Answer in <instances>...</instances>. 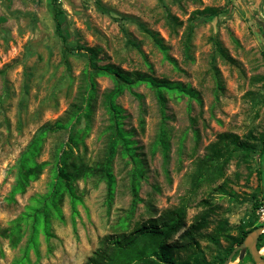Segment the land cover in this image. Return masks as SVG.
<instances>
[{"label": "rangeland", "instance_id": "1", "mask_svg": "<svg viewBox=\"0 0 264 264\" xmlns=\"http://www.w3.org/2000/svg\"><path fill=\"white\" fill-rule=\"evenodd\" d=\"M62 9L65 40L55 32V6L51 0H0V264H83L99 247L103 236L112 232V224L131 195L126 169L116 158L113 172L117 187L111 207L105 203V184L91 179L78 180L80 200L64 195L59 204L61 217L51 211L48 234L41 226L30 241V221L19 219L46 192L52 179L50 164L38 178L29 181L23 192L9 199L17 172L18 159L34 133L44 123H53L67 115L77 95L81 71L87 65L82 50H69L76 44L97 46L99 64L113 63L125 70L152 68L155 76L186 83L198 91L201 102L186 96L169 98L165 112L171 127L167 163L157 149L151 152L160 113L152 92L139 84L134 90L143 95L144 128L137 124L138 100L127 90L116 101L121 106L125 127L135 128L133 138L144 158L131 224L148 215L145 204L153 203L156 215L176 206L181 197L190 195L186 174L193 159L205 152L206 145L222 131L243 135L264 130V0H56ZM204 7L215 8L211 16L200 17ZM176 16L171 31L166 13ZM200 18H196V17ZM192 19L193 28L185 51L183 37ZM149 33L156 34L165 49H159ZM225 53L222 55L216 43ZM165 54L169 55V61ZM217 81L219 85H217ZM112 86L106 75L95 77V97L88 120L81 117L72 132L82 139L71 145V154L88 161L102 152L107 115L101 105L105 90ZM188 103L190 108H188ZM192 127L197 129L195 143ZM69 128L48 133L37 161L51 160L53 148L67 146ZM185 138L180 141L181 135ZM181 144V145H180ZM257 169L261 174L258 178ZM225 181L235 196L215 187ZM206 198L214 206L210 223L195 236L194 246L180 249L181 259L189 264L215 263L227 241L211 238L217 219H225L227 232L235 234L238 225L254 219L264 223V155L254 158L250 168L237 165L231 158L222 174L191 193L185 209L188 226L201 211L198 204ZM255 203H259L253 208ZM19 233L12 232L15 222ZM130 224V225H131ZM181 230L173 238H178ZM13 237H17L13 243ZM264 255V236L260 239ZM238 251L235 252V254ZM234 254V255H235ZM233 255V256H234ZM232 256V257H233ZM230 264H236L237 255ZM238 264H253L248 256Z\"/></svg>", "mask_w": 264, "mask_h": 264}, {"label": "trees", "instance_id": "2", "mask_svg": "<svg viewBox=\"0 0 264 264\" xmlns=\"http://www.w3.org/2000/svg\"><path fill=\"white\" fill-rule=\"evenodd\" d=\"M51 1L55 6V32L62 40H65V35L62 31V9L58 6L56 0ZM198 12L200 17L205 18V16L213 15L216 11L215 8L204 7ZM196 20L198 19L190 21L184 33L182 44L185 51L188 47L189 34ZM166 24L174 32V27L178 24L176 16L167 12ZM149 36L159 49H165L162 40L156 34L149 33ZM215 43L218 51L224 55L225 53L218 42L216 41ZM67 48L69 50H82L87 56V65L81 71L75 101L71 103L65 118L56 119L53 123H44L34 133L31 141L18 159L15 181L8 196L9 199H12L14 193L23 192L29 181L38 178L44 167L50 164L52 179L48 190L34 198L35 203L30 206L29 211L19 218L25 222L30 221V241L35 239L37 229L40 226L48 234L47 228L49 226V218L52 215L51 211L61 217L59 204L64 195L69 196L72 202L80 200L81 191H78V180L91 179L94 183L103 181L105 184V203L110 208L117 187L113 163L116 158H119L124 165L131 164L126 169L128 180L126 186L131 195L130 203L117 214L112 224V232L101 238L99 247L83 264H189L187 259H181L179 250L183 248L189 249L194 246V242L196 243L195 236H200L202 229L209 225L211 221L210 215L214 211L215 206L206 198H201L198 201V204L202 206L201 211L194 215L192 222L188 226H185L184 214L189 204L191 193H194L202 184L212 181L213 176L222 174L224 165L231 158L236 159L237 165L244 164L247 168H250V162L254 158H260L264 155V130L256 134L248 131L243 135H238L232 131L218 133L216 139L206 145L205 152L193 159V166L186 174L190 195L181 197L176 206L165 209L157 215L153 203L148 200L145 204L148 215L131 224V217L137 202L140 200L138 189L145 170L144 158L141 152L137 151L136 140L133 138L135 128L125 127L124 115L121 113L122 108L116 98L124 90H127L138 100L137 124L138 128L143 130L145 123L143 95L135 91L134 87L143 84L152 92L160 113V121L150 149L152 153L158 149L165 164L169 156L171 136V127L166 122L169 116L165 112L168 99L173 97L178 99L186 96L188 99H194L197 103H200L201 98L198 91L186 83L171 80L164 76H155L150 65L144 71L136 69L125 70L113 63L99 64L98 60L100 57L98 56L99 48L97 46L76 44ZM165 57L173 62L169 55L165 54ZM98 75L108 76L112 86L105 90L101 97V105L107 115V123L101 130V134L104 136L102 152L97 159L88 161L79 154L73 156L70 151V144L81 140L88 127L86 124L83 129L77 128L79 134L72 132L81 117H85L86 120L90 117L95 97V77ZM217 85L221 86L218 81ZM188 108H190L189 103ZM67 127L71 131L67 140L68 147H64L61 141L60 144L53 148L51 160L37 161L35 156L38 155L45 136L50 132L59 131ZM192 131L196 143L198 139L197 129L192 127ZM184 138L185 135L182 134L180 141ZM256 172L259 178L260 169H257ZM226 185L227 183L223 181L215 189H219L220 192L234 197L235 192L232 189H227ZM258 205L259 203H255L253 208ZM261 224V222H257L254 219L246 225H238L236 233L229 234L226 220L217 219L213 230L215 235H211V238L223 236L227 241V245L213 264H222L232 249L244 239L248 231ZM180 230L178 238L174 239L173 236ZM12 232L19 233L18 221L13 224ZM262 236H264V232L258 235L256 241L258 249L261 247L260 239ZM16 239L17 237H13L14 241L12 242L14 243ZM244 256H248L249 260L255 264L248 252ZM242 260L243 258L236 264ZM200 264L211 263L204 261Z\"/></svg>", "mask_w": 264, "mask_h": 264}, {"label": "water", "instance_id": "3", "mask_svg": "<svg viewBox=\"0 0 264 264\" xmlns=\"http://www.w3.org/2000/svg\"><path fill=\"white\" fill-rule=\"evenodd\" d=\"M261 232H264V223L249 230L244 239L227 255L222 264H230L236 251H238V260L242 259L245 253L248 252L255 264H264V257L260 248L258 249L256 246L258 235Z\"/></svg>", "mask_w": 264, "mask_h": 264}, {"label": "built area", "instance_id": "4", "mask_svg": "<svg viewBox=\"0 0 264 264\" xmlns=\"http://www.w3.org/2000/svg\"><path fill=\"white\" fill-rule=\"evenodd\" d=\"M260 210H261V212H262V215H264V207H263V206L260 207Z\"/></svg>", "mask_w": 264, "mask_h": 264}]
</instances>
